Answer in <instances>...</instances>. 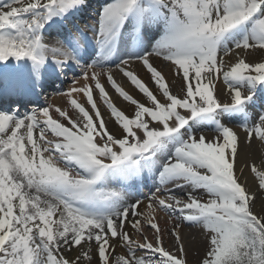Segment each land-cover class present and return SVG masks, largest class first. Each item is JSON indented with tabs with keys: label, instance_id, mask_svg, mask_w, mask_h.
Instances as JSON below:
<instances>
[{
	"label": "snow or ice",
	"instance_id": "obj_1",
	"mask_svg": "<svg viewBox=\"0 0 264 264\" xmlns=\"http://www.w3.org/2000/svg\"><path fill=\"white\" fill-rule=\"evenodd\" d=\"M89 7L0 0V264H188L185 225L207 242L198 264H264V169L241 159L264 145V58L247 59L264 50V0H104L91 36L76 21ZM69 71L63 107L37 102Z\"/></svg>",
	"mask_w": 264,
	"mask_h": 264
},
{
	"label": "bare ground",
	"instance_id": "obj_2",
	"mask_svg": "<svg viewBox=\"0 0 264 264\" xmlns=\"http://www.w3.org/2000/svg\"><path fill=\"white\" fill-rule=\"evenodd\" d=\"M263 53H264V50H256V51L250 53L247 56V59L249 61L259 62L260 61V57L263 55ZM153 63L158 68H161L164 71V73L166 75V79H168L170 82L175 83L174 77H173V75H172V73L170 71L171 65L165 64L160 59H154ZM133 68L137 71V73L140 76V78L148 85V87L150 88V86H151L152 89H153V92H155L156 91V87L152 83V81L150 79V75L139 64H134ZM116 79H117V82L121 86L123 84H128V82H129V84H131L130 81H128L127 79H124V77L122 75H120V74H116ZM105 87H106L107 91L109 92V96L111 97L112 102L115 103V105H117V104L121 105V106L117 105V107L119 109H121L120 107H122V106L125 109H129L131 107L134 108V106L131 105L130 102H128V101H126V100H124V99H122L120 97H117V96H119V94L117 96L116 95H111L114 92V89L109 84L105 83ZM220 87H223V85H220ZM131 90H135V92L138 91L137 93H132L134 96H136L138 94H142L133 85L131 86ZM129 91H130V89H128L127 92H129ZM53 92L54 91H51L50 93H53ZM44 98H50V100H52V103L55 102L54 104L59 103L60 101H61V103H63L62 102V98L63 97H61V96L60 97H55L53 99V97H49V95L46 94V95H44ZM98 105H100V104L98 103ZM35 106H36L35 104H31L30 105V107H35ZM60 106L63 107L64 104H62V105L60 104ZM127 107H129V108H127ZM101 108L103 109V105H101ZM108 122L110 123L109 126H110L111 130L114 129V131H116L117 125H115V127L111 125L113 120L111 118H108ZM113 124H114V122H113ZM237 130H238V132H239V134L241 136V141H243L245 133L243 131H240L239 129H237ZM206 133H207V135L209 137L214 135V133L211 132V131H206ZM241 159L242 160L248 159L250 163H255V164H257L258 167H260L261 169H264V145H261L258 142V140H256V139L253 140L251 146H247V145H244L242 143V145H241ZM246 172H247V170H246ZM247 177H248L249 187H252L253 189H255L256 180H255L254 174H252L250 172H247ZM261 206H262V201H261L260 198H258L257 202H256L257 210H259L261 208ZM158 219H159L160 224L162 226H164L165 221L167 220V216L165 215V213L160 212V213H158ZM145 230H146V228H145ZM198 230H199V232L198 231L195 232V227L189 228L187 225H185L184 228H183L184 239L187 242V246H188V255H187L188 264H195V262L193 261L194 258H195L194 250H197L196 252H202L203 255L205 253L207 242L204 239L202 231L200 229H198ZM147 232L149 233V236H151V233L149 231H147ZM171 243H172L171 238L170 237H166V239H165L166 246L171 244ZM122 251H123V249H119V248L117 249V252H122ZM69 254L70 255H75L76 253L74 251L73 253H69ZM93 264H95V259L93 261Z\"/></svg>",
	"mask_w": 264,
	"mask_h": 264
},
{
	"label": "rangeland",
	"instance_id": "obj_3",
	"mask_svg": "<svg viewBox=\"0 0 264 264\" xmlns=\"http://www.w3.org/2000/svg\"><path fill=\"white\" fill-rule=\"evenodd\" d=\"M95 15H96V12L89 18V22H87V24H90L92 21H93V18L95 17ZM87 17H89V16H87ZM84 28V27H83ZM85 29V28H84ZM88 29V28H87ZM52 34V33H51ZM49 35V36H52V35ZM92 35V34H91ZM91 35H89V36H91ZM60 39H62V37L60 38ZM261 58H264V53H263V55L260 57V59ZM77 72H79V69H77ZM77 72H70V74H74V76L77 74ZM68 75V74H67ZM73 77V76H72ZM71 77V78H72ZM71 78H67V80L65 81V83H64V85H63V87H62V89H64V88H66V87H68L69 85H70V83H71ZM124 79H126V78H124ZM123 87H124V89L126 90V91H128V89H130V91L128 92L130 95H132L134 98H136L137 100H139L140 102H144V103H148V101H147V99H146V97L144 96V95H142V94H138V95H136V96H134L132 93H137L138 91H136L135 92V90H131V86H132V84H129V82H128V84H123L122 85ZM150 89H152V87L150 86ZM153 90V89H152ZM111 95H118V93L114 90V92L111 94ZM58 97H60L59 95H57ZM115 97V96H114ZM117 97H120V98H122L120 95L119 96H117ZM77 98H79V100H81V101H83L84 102V100L86 99L85 97H77ZM96 98V100H97V105H98V103L100 104V105H98L99 106V108H100V110H101V113H102V115H103V117H104V119L106 120V123H107V126L109 127V129L111 130V128H110V126H109V122H108V118H111V116L109 115L110 114V110L107 108V106L106 105H104L103 104V102L98 98V96H96L95 97ZM123 99V98H122ZM62 102L63 103H61V101L59 102V103H57L58 105H62V104H64L65 105V99L64 98H62ZM115 104V103H114ZM101 105H103V109L101 108ZM117 105H119V106H121L120 104H117ZM116 105V106H117ZM121 109L120 110H122V111H124L126 114H128L129 116H131L132 114H133V112H134V108H129V107H127V108H129V109H125V108H123V106L122 107H120ZM112 119V118H111ZM113 120V122H114V124H113V122L111 123V125L112 126H114L115 127V125H116V122L114 121V119H112ZM113 128V127H112ZM112 131H114V129H112ZM205 131H211V132H213L214 133V129H212V128H208V129H206ZM115 132V131H114ZM145 188V187H144ZM149 191V187H147L146 186V191H144V192H148ZM201 196H204V194L203 193H199ZM194 229V228H193ZM197 229V230H196ZM199 228L198 227H195V232L196 231H198L199 232V230H198ZM145 231H149L150 233H151V228L150 227H146V230ZM199 234V233H198ZM197 250H194V253H195V258H194V262H195V264H198V262H199V260H200V258L203 256V254H202V252H196Z\"/></svg>",
	"mask_w": 264,
	"mask_h": 264
}]
</instances>
